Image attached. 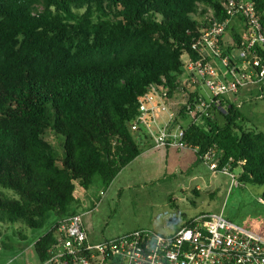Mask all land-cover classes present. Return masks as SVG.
I'll return each mask as SVG.
<instances>
[{
  "label": "trees",
  "instance_id": "16d2710c",
  "mask_svg": "<svg viewBox=\"0 0 264 264\" xmlns=\"http://www.w3.org/2000/svg\"><path fill=\"white\" fill-rule=\"evenodd\" d=\"M220 1L0 0V224L41 229L48 213L56 224L78 214L76 185L108 187L150 141L130 125L152 87L166 89L168 103L183 95L171 125L197 161L213 150L238 183L261 186L264 201V132L226 97L201 112L199 93L177 80L208 17H225ZM251 1L264 27V0ZM227 31L238 58L243 32ZM192 112L198 121L182 125ZM55 231L33 243L42 264Z\"/></svg>",
  "mask_w": 264,
  "mask_h": 264
},
{
  "label": "built area",
  "instance_id": "2783aa9c",
  "mask_svg": "<svg viewBox=\"0 0 264 264\" xmlns=\"http://www.w3.org/2000/svg\"><path fill=\"white\" fill-rule=\"evenodd\" d=\"M225 17L219 21L208 17L206 25L191 45L197 53L186 57V69L191 79L207 89L209 102L201 100L198 108L205 111L212 103L234 94L249 85L264 80V27L261 25L251 0H221ZM233 18H240L243 32L239 56L235 58L224 45L223 37ZM218 60L229 78H221L212 61ZM166 89L152 87L139 98V115L131 123L132 132L148 136L155 148H192L184 142L185 131L172 127L174 112L169 108ZM166 119L158 123V114ZM193 120L198 118L192 112ZM191 115V116H192ZM215 152L201 155V161L212 171L229 174L230 162L221 168ZM57 242L52 257L44 263L58 264H264V238L225 219L222 213H204L188 220L174 232L156 233L140 229L121 236L93 243L88 238L80 214L58 221Z\"/></svg>",
  "mask_w": 264,
  "mask_h": 264
},
{
  "label": "rangeland",
  "instance_id": "374dc122",
  "mask_svg": "<svg viewBox=\"0 0 264 264\" xmlns=\"http://www.w3.org/2000/svg\"><path fill=\"white\" fill-rule=\"evenodd\" d=\"M236 29L243 31L241 24H237ZM229 39L232 41L231 34ZM212 64L222 79L229 78L218 60H213ZM191 78L186 68L177 75L182 86L191 92L196 90L200 98L209 102L207 89ZM262 95L260 86L253 84L225 97L247 117L248 127L264 132V93ZM182 96L177 94L170 99L168 105L174 112L182 104ZM191 115L182 125L193 120ZM146 145L108 187L95 182L84 190L76 185L74 195L79 200L76 211L82 217L91 242L140 229L169 234L204 213L221 212L225 219L241 227H250L259 221L260 211L255 199L261 195V186L237 181L234 184L229 174L212 171L204 162H198L191 148L157 149L152 143L146 142ZM55 149L60 152L57 145ZM55 221V216L48 213L41 229L0 224V264H42L33 243L52 229ZM19 234H24L25 239Z\"/></svg>",
  "mask_w": 264,
  "mask_h": 264
},
{
  "label": "crops",
  "instance_id": "0c3cea01",
  "mask_svg": "<svg viewBox=\"0 0 264 264\" xmlns=\"http://www.w3.org/2000/svg\"><path fill=\"white\" fill-rule=\"evenodd\" d=\"M237 24H241L242 25V28H243V23H241V21H239V19L238 18H233L232 20H231V22H230V25H229V28L230 27H233V28H235L236 29V26H237ZM244 30L245 29H243V31L242 32H244ZM229 34H230V32H226V34L224 35V37H223V40H224V42H226V43H231V40L229 39L228 40V36H229ZM227 37V38H226ZM225 38V39H224ZM159 115V118H158V123H161L162 122V120H164V119H166V117H167V115L166 114H158ZM147 143L149 144V143H152L151 141H147ZM146 144V143H145ZM150 146V145H149ZM152 146H153V144H152ZM154 147V146H153ZM168 148V147H167ZM157 149H159V148H157ZM255 204L257 205V206H259V221L256 223V224H253L252 226H250V227H243V228H245V229H248V230H250V231H252V232H254V233H256V234H258V235H260V236H262L263 238H264V201H263V199L261 198V196L259 195L256 199H255ZM235 224V223H234ZM239 226V225H238ZM176 229H178V228H176ZM175 229V230H176ZM89 238V237H88Z\"/></svg>",
  "mask_w": 264,
  "mask_h": 264
}]
</instances>
